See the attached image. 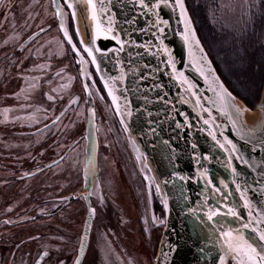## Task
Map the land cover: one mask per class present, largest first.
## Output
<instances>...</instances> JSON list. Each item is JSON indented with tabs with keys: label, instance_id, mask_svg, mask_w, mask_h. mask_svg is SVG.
Listing matches in <instances>:
<instances>
[{
	"label": "water",
	"instance_id": "95a60500",
	"mask_svg": "<svg viewBox=\"0 0 264 264\" xmlns=\"http://www.w3.org/2000/svg\"><path fill=\"white\" fill-rule=\"evenodd\" d=\"M63 2L154 177L164 211L154 264H249L247 245L264 256V84L250 108L257 117L246 123L242 101L217 72L185 0H92L94 9L88 0ZM53 3L58 11L60 0ZM84 137L89 191L96 173L91 113ZM88 217L74 264L84 253Z\"/></svg>",
	"mask_w": 264,
	"mask_h": 264
},
{
	"label": "flooded vegetation",
	"instance_id": "af4514ba",
	"mask_svg": "<svg viewBox=\"0 0 264 264\" xmlns=\"http://www.w3.org/2000/svg\"><path fill=\"white\" fill-rule=\"evenodd\" d=\"M242 2L245 0H185L207 52L203 37H212L210 25L217 23L215 17L226 13L241 16ZM60 3L57 11L51 0V21L37 28L34 22L28 29L16 27L19 39L12 43L13 48H0V264H74L87 216L90 227L79 264H96L99 250V260L104 256L94 239H99V231L92 234L98 220L107 221L99 217L102 192L98 183L96 102L103 97L108 106L111 104L82 50L67 6L63 0ZM246 3H252L257 23H264V4L258 0ZM19 7L18 0H13L11 8ZM237 9L239 14L234 12ZM52 31L59 40L51 38ZM61 63L64 69L57 68ZM67 72L75 81L69 91ZM90 113L95 121L96 173H92L86 191L84 133ZM145 186L149 216L161 226L156 224L160 217H155L158 211L164 216L161 201L154 199L150 182ZM50 234L63 240L45 238ZM42 238V244L38 243Z\"/></svg>",
	"mask_w": 264,
	"mask_h": 264
},
{
	"label": "rangeland",
	"instance_id": "374dc122",
	"mask_svg": "<svg viewBox=\"0 0 264 264\" xmlns=\"http://www.w3.org/2000/svg\"><path fill=\"white\" fill-rule=\"evenodd\" d=\"M12 2L13 0H2L0 5V48L4 45H10L11 49L13 48L12 43L19 39V32L16 30L19 28L16 27L25 26L24 28L28 29L34 22V28H37L48 20H52L51 0H18L20 7L17 10L11 8ZM258 2L261 5L264 4L263 0ZM251 5L252 3L248 5L246 0L242 2L241 16L226 13L215 17L217 23L210 25L212 37H206V34L203 37L219 75L249 109L255 106L260 94L253 97L255 96L253 85L240 77L245 74L246 69H250L254 62L253 58L258 57L264 61L262 58L264 57V23H257L256 13L252 11ZM238 11L237 9L234 12L239 14ZM54 32L52 31L51 38L59 40V37L54 36ZM50 50V55L53 56L52 43ZM69 57L71 64V51L68 53ZM70 64L68 63V68ZM63 66L64 63H61L57 65V68L64 69ZM238 70L244 74H240ZM67 73L66 83L69 91V86L72 90L74 89L75 81L70 73ZM22 77L23 72L20 71V85L24 84V82L21 83ZM77 83L80 84L78 81ZM261 84L262 89L264 80ZM96 114L99 145L98 183L102 192V198L99 199V217L107 220L104 222L98 220V227H93V235L99 231V239L95 236L94 239L98 241L97 245L104 253L99 260V250L98 261L103 262L97 261L96 264H154L163 228V225H155L149 216L146 181L148 184L150 182L152 187L150 192L154 199L160 200L154 177L151 170L146 167L144 158H140L134 151L130 134L124 124L103 97L96 102ZM110 118L113 122H109ZM79 145H82L81 140ZM156 214L155 217H164L161 211ZM38 222L41 221L36 223ZM45 238L50 241L63 240L60 235L53 234ZM44 239L37 242L42 244ZM84 264L95 263L85 262Z\"/></svg>",
	"mask_w": 264,
	"mask_h": 264
},
{
	"label": "trees",
	"instance_id": "16d2710c",
	"mask_svg": "<svg viewBox=\"0 0 264 264\" xmlns=\"http://www.w3.org/2000/svg\"><path fill=\"white\" fill-rule=\"evenodd\" d=\"M257 58L252 59V60H254V62L251 64L249 70L246 69L245 74L242 73L240 70H238L239 72H241L240 74H244L240 78H242L243 80H247L250 85H253V87H254L253 92L255 93V96H253V97H256V96H258V94H260L261 85H262L261 83H263V80H264V61L260 60L261 58H258V59ZM262 58H264V57H262ZM257 66H258V68H257Z\"/></svg>",
	"mask_w": 264,
	"mask_h": 264
},
{
	"label": "snow or ice",
	"instance_id": "6c2138e0",
	"mask_svg": "<svg viewBox=\"0 0 264 264\" xmlns=\"http://www.w3.org/2000/svg\"><path fill=\"white\" fill-rule=\"evenodd\" d=\"M89 2V7L94 9V5L92 3V0H88ZM69 7H71V5H69ZM180 7L182 8L183 5L181 4ZM93 18H95V14L93 13ZM262 239H264V236L261 237ZM247 251L244 252L243 254L245 256H247V260L249 262V264H257V257L259 256V260L261 262V264H264V256H260V254L256 251L255 248H252L251 245H247Z\"/></svg>",
	"mask_w": 264,
	"mask_h": 264
},
{
	"label": "bare ground",
	"instance_id": "6f19581e",
	"mask_svg": "<svg viewBox=\"0 0 264 264\" xmlns=\"http://www.w3.org/2000/svg\"><path fill=\"white\" fill-rule=\"evenodd\" d=\"M238 106H239V108L243 111V116H244V121L246 122V123H253L254 122V120L256 119V117H257V113H256V111H250V109H248L242 102H238ZM144 163H145V165H146V167L147 168H149V165H148V163H147V161L144 159ZM149 170H150V168H149ZM156 224H158V225H163L164 226V220L163 219H160V218H158L157 220H156Z\"/></svg>",
	"mask_w": 264,
	"mask_h": 264
}]
</instances>
